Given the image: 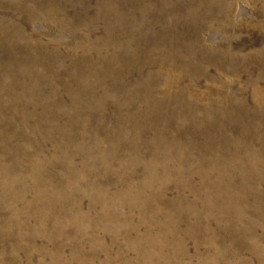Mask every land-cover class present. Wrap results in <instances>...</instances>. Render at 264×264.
<instances>
[{"label":"rangeland","instance_id":"374dc122","mask_svg":"<svg viewBox=\"0 0 264 264\" xmlns=\"http://www.w3.org/2000/svg\"><path fill=\"white\" fill-rule=\"evenodd\" d=\"M0 264H264V0H0Z\"/></svg>","mask_w":264,"mask_h":264}]
</instances>
